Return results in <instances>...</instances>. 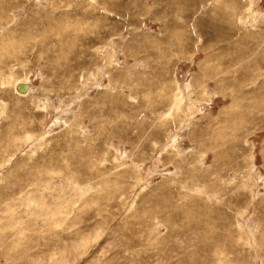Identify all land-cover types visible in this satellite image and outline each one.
<instances>
[{
  "label": "rangeland",
  "instance_id": "obj_1",
  "mask_svg": "<svg viewBox=\"0 0 264 264\" xmlns=\"http://www.w3.org/2000/svg\"><path fill=\"white\" fill-rule=\"evenodd\" d=\"M0 264H264V0H0Z\"/></svg>",
  "mask_w": 264,
  "mask_h": 264
},
{
  "label": "water",
  "instance_id": "obj_2",
  "mask_svg": "<svg viewBox=\"0 0 264 264\" xmlns=\"http://www.w3.org/2000/svg\"><path fill=\"white\" fill-rule=\"evenodd\" d=\"M29 88L28 84H19L16 86V90L19 93H26Z\"/></svg>",
  "mask_w": 264,
  "mask_h": 264
},
{
  "label": "bare ground",
  "instance_id": "obj_3",
  "mask_svg": "<svg viewBox=\"0 0 264 264\" xmlns=\"http://www.w3.org/2000/svg\"><path fill=\"white\" fill-rule=\"evenodd\" d=\"M19 84H28V85H29V88H28V90H27L26 93H19V92H18L20 95H26L27 93H30V92L32 91V84H31V83H29V82H21V83H20V82H19V83L16 84V86L19 85ZM16 91H17V90H16Z\"/></svg>",
  "mask_w": 264,
  "mask_h": 264
}]
</instances>
